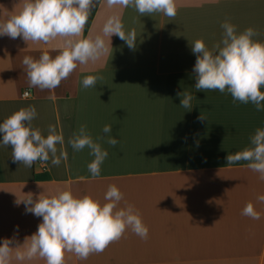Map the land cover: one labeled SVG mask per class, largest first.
<instances>
[{
    "label": "crops",
    "instance_id": "crops-1",
    "mask_svg": "<svg viewBox=\"0 0 264 264\" xmlns=\"http://www.w3.org/2000/svg\"><path fill=\"white\" fill-rule=\"evenodd\" d=\"M175 3L176 15L168 17L142 15L133 6L109 7L101 0L80 38L102 34L107 18L119 15L125 32L135 30L136 46L130 49L116 35L104 37L108 52L78 64L53 90L31 87L22 61L39 58L42 51L55 56L64 38L44 44L0 36V122L35 106L32 127L47 135L49 124L54 125L67 152L59 165H52L50 157L28 167L13 161L11 145H0V241L16 235L22 243L41 222L15 203L17 197L71 190L104 203L108 186L115 184L123 193L117 207L134 206L148 228L147 238L128 229L87 259L66 252L64 264H264V201L257 199L264 195V180L247 161L227 164L225 159L250 146L256 129L264 127V110L234 101L226 90L195 89L196 56L190 45L203 39L211 50L222 38L225 21L238 33L253 28V39L264 42V0ZM22 5L23 0H0V20ZM87 75L99 77L96 86H82ZM27 89L29 97L23 95ZM184 90L193 96L191 108L182 107L176 95ZM53 94L55 99H49ZM82 124L108 152L96 177L87 168L94 159L89 149L75 151L68 143ZM105 124L111 125L110 133H103ZM108 136L119 143L109 145ZM248 203L259 219L242 214ZM23 264L46 261L35 257Z\"/></svg>",
    "mask_w": 264,
    "mask_h": 264
},
{
    "label": "clouds",
    "instance_id": "clouds-1",
    "mask_svg": "<svg viewBox=\"0 0 264 264\" xmlns=\"http://www.w3.org/2000/svg\"><path fill=\"white\" fill-rule=\"evenodd\" d=\"M97 2L98 0H23L19 12L6 20H0V36L7 35L12 39L20 37L27 43L32 41L44 44H49L57 37L64 38L55 56L42 51L39 58H23L22 63L31 87L53 90L78 64L98 60L108 52L104 37L116 35L130 49L136 46L135 30L125 32L119 15L107 18L102 34L94 38H80L91 9ZM106 2L109 7L133 6L142 15L158 12L174 17L177 11L175 0ZM221 28L222 38L211 50L203 39L190 42L191 51L196 56L192 68L195 89H215L222 93L226 90L234 101L251 102L257 111L264 110V42L253 39L257 32L251 27L238 33L235 25L225 21ZM98 79V76L87 75L82 79V86H96ZM176 95L181 97L182 107L191 108V93L184 90ZM49 99L54 100L55 95H51ZM36 116L35 106L30 105L20 108L0 122V145H11L13 161L22 162L28 167H32L35 161L47 162L50 157L52 165H59L62 160L67 159V152L63 148V133L49 124L47 135H42L38 128L32 127L31 122ZM102 131L110 133L111 125L105 124ZM68 143L75 151L85 147L89 149V154L94 159L88 163V171L92 177L99 176L108 152L93 140L86 125L82 124ZM107 143L115 146L119 141L108 136ZM57 144L61 145L59 152ZM225 159L227 164L247 161V167L264 180V127L256 129L250 138L249 147L229 153ZM103 199L105 202L101 203L90 195L75 196L71 190H59L51 195L40 193L35 198L33 195L22 199L17 197L15 203L24 204L26 213L42 219L36 231L25 236L22 243L16 235L0 241V264H12L13 260L23 264L35 257L43 258L46 264H64L66 252L74 253L79 259H87L91 253L103 252L128 229L141 238H147L148 228L134 206L127 204L126 207H117L123 199V193L117 185H109ZM257 199L264 201V195H259ZM242 214L259 219V213L252 203L245 205Z\"/></svg>",
    "mask_w": 264,
    "mask_h": 264
},
{
    "label": "trees",
    "instance_id": "trees-1",
    "mask_svg": "<svg viewBox=\"0 0 264 264\" xmlns=\"http://www.w3.org/2000/svg\"><path fill=\"white\" fill-rule=\"evenodd\" d=\"M101 0H98V2L96 4L93 5L92 9H91V13L89 15V18H88V22L85 24V33L88 32L89 30V27L95 17V14L97 12V9L99 7V4H100Z\"/></svg>",
    "mask_w": 264,
    "mask_h": 264
},
{
    "label": "built area",
    "instance_id": "built-area-1",
    "mask_svg": "<svg viewBox=\"0 0 264 264\" xmlns=\"http://www.w3.org/2000/svg\"><path fill=\"white\" fill-rule=\"evenodd\" d=\"M25 93H27V95ZM23 95L25 97H29V96H31V91L29 89H27V90L24 91Z\"/></svg>",
    "mask_w": 264,
    "mask_h": 264
}]
</instances>
